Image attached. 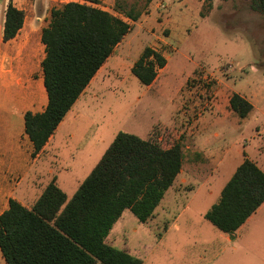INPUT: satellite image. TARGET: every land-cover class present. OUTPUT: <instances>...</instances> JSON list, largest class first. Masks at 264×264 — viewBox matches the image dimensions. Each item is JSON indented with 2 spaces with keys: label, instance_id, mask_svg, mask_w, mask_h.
<instances>
[{
  "label": "rangeland",
  "instance_id": "obj_1",
  "mask_svg": "<svg viewBox=\"0 0 264 264\" xmlns=\"http://www.w3.org/2000/svg\"><path fill=\"white\" fill-rule=\"evenodd\" d=\"M203 3L153 0L132 21L115 10V0H100L99 6L127 20L131 31L76 102L17 194L33 203L56 176L71 198L119 131L164 147L179 140L185 152L182 171L153 216L142 223L126 209L107 242L143 264H264V208L236 240L223 237L204 217L245 157L264 169V15L250 7V0H214L203 17ZM146 46L168 59L151 86L131 71ZM235 92L254 105L244 120L230 108ZM4 101L12 115H7L9 132L18 142L24 132L16 118L22 104L10 95ZM0 264H7L1 251Z\"/></svg>",
  "mask_w": 264,
  "mask_h": 264
},
{
  "label": "trees",
  "instance_id": "obj_2",
  "mask_svg": "<svg viewBox=\"0 0 264 264\" xmlns=\"http://www.w3.org/2000/svg\"><path fill=\"white\" fill-rule=\"evenodd\" d=\"M92 3L68 1L50 11L41 40V62L48 102L42 112L26 111L25 133L36 156L78 100L115 47L131 31L124 18ZM153 0H115V10L137 21ZM214 0H204L206 16ZM264 15V0H250ZM25 13L9 2L2 39L14 38ZM166 56L146 46L132 73L144 85L156 79ZM230 108L241 120L253 103L233 93ZM185 159L181 143L164 148L159 142L119 131L97 164L68 198L53 179L31 207L10 198L0 214V251L7 264H143L126 249L107 242L114 224L129 209L140 222L150 219L174 184ZM264 203V170L245 157L204 217L220 231L234 234Z\"/></svg>",
  "mask_w": 264,
  "mask_h": 264
},
{
  "label": "crops",
  "instance_id": "obj_3",
  "mask_svg": "<svg viewBox=\"0 0 264 264\" xmlns=\"http://www.w3.org/2000/svg\"><path fill=\"white\" fill-rule=\"evenodd\" d=\"M62 1L63 0H3L0 4V129L2 130L1 133L3 132L5 134L4 138H1L0 133V214H2V212H4L8 208L10 198L17 199L27 207H31L33 205L34 202L27 204L21 197L18 196L17 192L19 187L23 183L26 176L33 169L35 164L38 162V160L47 152V149L55 139L56 134L62 129L64 123L67 121L68 117L73 111L76 102L82 97L96 75L101 71L104 65L113 56L117 47L121 45L125 39L124 37V39L115 47L111 56L97 71L96 75L86 87L84 92L60 122L57 129L50 137L44 148L36 156H33V144L25 133L24 114L28 110L33 112H42L47 105L48 97L44 87L43 71L41 68V62L44 59L46 52L45 45L41 40V34L42 29L47 26L49 22L51 9L54 7H58V3ZM72 1L82 2V0ZM9 2H12L17 8L23 10L25 13V18L23 26L19 30L17 35L10 40L4 41L2 39V34L5 21V12ZM158 75L154 82L148 86H151L156 82V80L158 79ZM8 95L15 98L22 104L16 118L23 126L24 132H22L21 134L22 140L18 142L13 140L12 135L9 132L11 121H9L7 115H9L10 117L12 115H10L11 113L9 114L8 107L6 106L4 101V97ZM241 95L246 97L243 94ZM247 99L250 100L249 98ZM12 142H14L13 145ZM174 143L182 144V142L179 140ZM182 146L184 147L183 144ZM186 147L190 148L191 145L187 144ZM197 147L198 145L195 144V152L198 151ZM199 152H202V148ZM199 160H202L201 156H199ZM242 161L240 163H242ZM259 167L263 169L260 165ZM49 172L51 174L54 173L52 168L49 169ZM53 179L59 185L57 177L54 176ZM200 191L202 190H195L193 193L197 194ZM206 191L209 194L213 192L207 189ZM263 208L264 203L246 220L245 223L241 225V227L234 233L235 236H231L223 232L225 234L223 237L228 240H236L237 237L240 236V232L242 231V229H244V227H246L256 216H258Z\"/></svg>",
  "mask_w": 264,
  "mask_h": 264
}]
</instances>
